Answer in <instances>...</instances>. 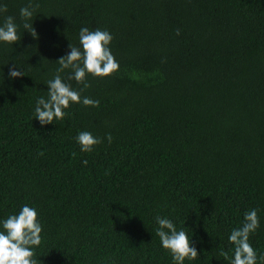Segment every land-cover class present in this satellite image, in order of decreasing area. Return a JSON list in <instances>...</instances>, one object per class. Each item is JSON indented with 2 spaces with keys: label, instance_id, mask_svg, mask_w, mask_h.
I'll list each match as a JSON object with an SVG mask.
<instances>
[{
  "label": "trees",
  "instance_id": "obj_1",
  "mask_svg": "<svg viewBox=\"0 0 264 264\" xmlns=\"http://www.w3.org/2000/svg\"><path fill=\"white\" fill-rule=\"evenodd\" d=\"M31 2L37 38L20 16L29 0H0V26L12 16L20 37L0 42V222L37 210L38 264H173L157 216L196 248L184 264H230L231 231L256 209L264 264V0ZM83 27L112 35L119 70L87 76L81 97L99 107L72 103L42 126L36 101ZM82 131L102 143L82 152Z\"/></svg>",
  "mask_w": 264,
  "mask_h": 264
},
{
  "label": "clouds",
  "instance_id": "obj_2",
  "mask_svg": "<svg viewBox=\"0 0 264 264\" xmlns=\"http://www.w3.org/2000/svg\"><path fill=\"white\" fill-rule=\"evenodd\" d=\"M39 4L29 3L20 9V16L23 19V28L33 38L37 33L33 28L32 20L34 12ZM6 5H0V12H7ZM179 35V32H177ZM112 35L106 30L96 29L90 31L83 27L79 32V43L81 47L69 44L70 51L58 60L60 67L53 79L47 82L49 91L47 99L40 97L36 101L35 116L40 124H52L54 120H61L66 115L72 103H82L85 107H99V101L88 97H81V91L90 87L87 76L108 77L119 70V63L110 50ZM20 40L17 34V25L12 16H7L5 22L0 26V42L15 44ZM71 70L72 75L68 78L74 79L83 87L77 91L70 84L63 82L60 73ZM24 73L13 67L9 70L10 78H19ZM109 143L112 137L107 136ZM82 152H91L93 148L102 143L100 138L93 136L88 131L78 133L76 137ZM86 165L87 160L83 161ZM158 228L156 235L159 237L162 247L167 250L173 258V264H184L186 259L195 260L198 257L196 248L192 245L188 234L177 231L175 225L167 218L157 216ZM0 264H38L34 259V246L42 242V226L38 221L37 210L27 205L22 206L19 214L10 215L6 220L0 222ZM260 227V220L256 209L249 210L244 215V222L238 228L231 231L229 242L234 245V257L230 264H257V253L250 243V235ZM220 255L228 259V253L220 251ZM264 262V255L260 256Z\"/></svg>",
  "mask_w": 264,
  "mask_h": 264
}]
</instances>
